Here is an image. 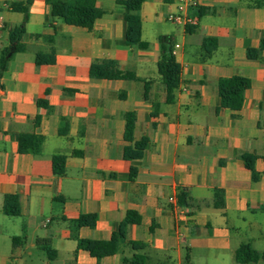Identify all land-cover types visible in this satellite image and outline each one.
<instances>
[{"label": "crops", "instance_id": "crops-1", "mask_svg": "<svg viewBox=\"0 0 264 264\" xmlns=\"http://www.w3.org/2000/svg\"><path fill=\"white\" fill-rule=\"evenodd\" d=\"M26 1L0 0V55L10 32L26 29L25 49L0 78V264H131L136 255L139 264H238L244 244L264 253V51L247 57L264 39V0H201L193 27L167 21L176 0H146L132 47L118 3L127 0H96L103 14L92 30L54 18L46 0H33L27 14L13 10ZM165 36L179 46L182 70L173 104L158 72ZM38 54L56 63L38 66ZM100 61L138 80L94 79L90 67ZM234 76L252 83L239 111L222 109L218 91ZM130 112L134 141H150L136 162L124 158ZM21 134L44 138L41 155L19 152ZM244 154L257 157L258 182ZM57 155L67 159L63 176L54 173ZM8 196L19 198L17 217L4 213ZM130 211L141 223L128 227L116 255L98 260L78 249L74 236L110 241ZM83 215H95V227L72 224Z\"/></svg>", "mask_w": 264, "mask_h": 264}, {"label": "trees", "instance_id": "trees-1", "mask_svg": "<svg viewBox=\"0 0 264 264\" xmlns=\"http://www.w3.org/2000/svg\"><path fill=\"white\" fill-rule=\"evenodd\" d=\"M33 0H27L25 3H15L12 5L15 12L27 14L28 6ZM46 2L52 7V14L54 18L63 20L68 25L78 26L92 30L95 22L102 16V10L97 6L96 0H46ZM146 0H127L118 1L125 10V22H126V44L129 47L137 45L142 39V19L140 11ZM26 29L24 26L13 29L10 32L9 45L1 51L0 55V78L8 68V64L13 56L22 52L25 48L21 43ZM161 58L158 62V72L161 76L162 82L167 92L166 102L173 104L176 99V91L180 84L181 66L177 62L174 51V44L172 38L169 36L161 37ZM214 39H205L204 47H207L209 43H215ZM216 49L215 46L212 51ZM264 51V39L261 41L258 49H248L247 57L250 60H260V53ZM56 63V57L54 54L45 55L38 54L36 58V64L38 66ZM90 76L94 79H106V80H138L133 72H124L120 70L118 64L113 61H100L95 62L90 67ZM148 83L146 82V89ZM251 80L234 76L231 78H223L218 82L219 97L221 100V108L229 109L232 111H239L245 99V92L251 88ZM39 105L51 111L47 101L40 100ZM65 119H62V124L65 123ZM126 128H125V140L132 144L124 149V158L128 161L136 162L143 158L144 152L147 149L150 141L148 138H143L140 141H134V131L136 125V114L134 112L127 113L125 115ZM36 123H39L37 120ZM63 133V132H62ZM19 152L21 154H33L36 156L41 155L42 146L44 144V138L35 134H21L18 137ZM242 159L246 165V168L252 172L254 182H258L260 175L256 172L255 162L257 157L244 154ZM66 157L54 156L53 157V169L54 173L58 176H63L66 173ZM137 176V168L133 166L130 172V178L133 180ZM219 197V196H217ZM188 195L185 191L179 195V203L186 205ZM218 207L224 206V200L217 202ZM4 213L8 216L17 217L20 215V202L16 196H8L5 199ZM141 223L140 216L133 211L127 213L124 221L120 224L118 230L113 234L110 241H93L83 240L74 236L78 243V249L89 252L94 258L101 260L104 257L116 255L122 244L127 240V231L130 225H138ZM77 228L81 227H95L96 216L95 215H83L78 220L72 222ZM18 240H14V242ZM44 249L50 253L48 248V241H40ZM134 249L143 248L140 243H130ZM52 258V257H51ZM143 258L135 256L130 261L131 264H139L135 262L136 259ZM264 260V253H259L252 248L250 244L242 245L235 253V260L238 264H256L259 260ZM145 264V263H140Z\"/></svg>", "mask_w": 264, "mask_h": 264}, {"label": "built area", "instance_id": "built-area-1", "mask_svg": "<svg viewBox=\"0 0 264 264\" xmlns=\"http://www.w3.org/2000/svg\"><path fill=\"white\" fill-rule=\"evenodd\" d=\"M201 0H176L175 10L167 14V21L182 27H193L198 24L199 18L196 14ZM3 24V18L0 17ZM176 49L179 46L175 47ZM176 49L173 53H176Z\"/></svg>", "mask_w": 264, "mask_h": 264}]
</instances>
